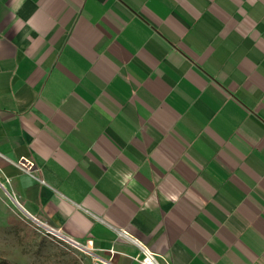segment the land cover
Returning <instances> with one entry per match:
<instances>
[{"label": "crops", "instance_id": "1", "mask_svg": "<svg viewBox=\"0 0 264 264\" xmlns=\"http://www.w3.org/2000/svg\"><path fill=\"white\" fill-rule=\"evenodd\" d=\"M0 179L112 264H264V0H0Z\"/></svg>", "mask_w": 264, "mask_h": 264}, {"label": "rangeland", "instance_id": "2", "mask_svg": "<svg viewBox=\"0 0 264 264\" xmlns=\"http://www.w3.org/2000/svg\"><path fill=\"white\" fill-rule=\"evenodd\" d=\"M0 181V264H92L89 255L36 230L6 182Z\"/></svg>", "mask_w": 264, "mask_h": 264}, {"label": "built area", "instance_id": "3", "mask_svg": "<svg viewBox=\"0 0 264 264\" xmlns=\"http://www.w3.org/2000/svg\"><path fill=\"white\" fill-rule=\"evenodd\" d=\"M31 166V164L27 165ZM19 203V202H18ZM20 204V203H19ZM20 207L25 212L27 218L30 220L31 225L38 231L42 232L43 234L49 236L58 244H67L69 247L82 251L83 253L90 256L92 260V264H112L108 259H102L101 257L97 256L94 252V245L91 239H86L85 241H80L73 236L67 234L63 231L60 226H56L54 224L49 223L46 220L40 219L26 210L23 206ZM153 259L157 264H159L158 260L156 259L155 255L149 252L148 250H144V257L142 259V263H145V259L147 257Z\"/></svg>", "mask_w": 264, "mask_h": 264}, {"label": "bare ground", "instance_id": "4", "mask_svg": "<svg viewBox=\"0 0 264 264\" xmlns=\"http://www.w3.org/2000/svg\"><path fill=\"white\" fill-rule=\"evenodd\" d=\"M146 264H157L153 259H151L149 256L145 259Z\"/></svg>", "mask_w": 264, "mask_h": 264}]
</instances>
